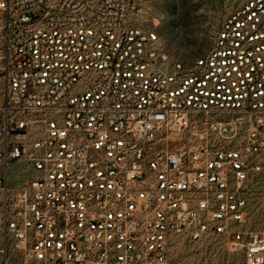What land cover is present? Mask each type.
Segmentation results:
<instances>
[{
    "label": "built area",
    "instance_id": "2783aa9c",
    "mask_svg": "<svg viewBox=\"0 0 264 264\" xmlns=\"http://www.w3.org/2000/svg\"><path fill=\"white\" fill-rule=\"evenodd\" d=\"M150 1L0 0V264H172L180 236L264 264L247 227L264 0L190 66L167 59Z\"/></svg>",
    "mask_w": 264,
    "mask_h": 264
},
{
    "label": "rangeland",
    "instance_id": "374dc122",
    "mask_svg": "<svg viewBox=\"0 0 264 264\" xmlns=\"http://www.w3.org/2000/svg\"><path fill=\"white\" fill-rule=\"evenodd\" d=\"M244 0H151L148 18L156 27L170 62L190 66L213 46L222 23ZM30 170L19 178L31 177ZM254 232L264 230V184L253 194L250 222ZM172 264H244L241 252L230 249L223 239L190 241L177 237L172 247ZM11 264H21L12 260Z\"/></svg>",
    "mask_w": 264,
    "mask_h": 264
}]
</instances>
